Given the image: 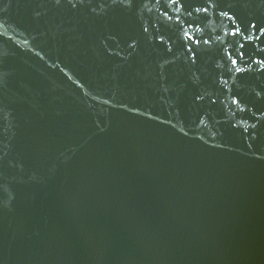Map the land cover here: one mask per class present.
<instances>
[{
    "label": "water",
    "instance_id": "1",
    "mask_svg": "<svg viewBox=\"0 0 264 264\" xmlns=\"http://www.w3.org/2000/svg\"><path fill=\"white\" fill-rule=\"evenodd\" d=\"M0 264H264V0H0Z\"/></svg>",
    "mask_w": 264,
    "mask_h": 264
}]
</instances>
